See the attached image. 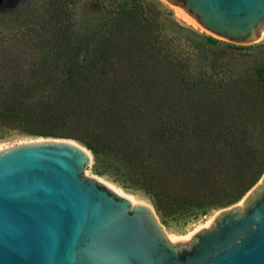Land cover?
Returning <instances> with one entry per match:
<instances>
[{"label": "trees", "instance_id": "16d2710c", "mask_svg": "<svg viewBox=\"0 0 264 264\" xmlns=\"http://www.w3.org/2000/svg\"><path fill=\"white\" fill-rule=\"evenodd\" d=\"M17 1L0 0V25ZM39 20L3 39L25 47L1 52L0 117L77 140L97 173L183 224L261 179L264 42L202 34L161 0H51Z\"/></svg>", "mask_w": 264, "mask_h": 264}, {"label": "water", "instance_id": "95a60500", "mask_svg": "<svg viewBox=\"0 0 264 264\" xmlns=\"http://www.w3.org/2000/svg\"><path fill=\"white\" fill-rule=\"evenodd\" d=\"M166 1L239 45L264 26V0ZM92 160L58 137L0 149V264H264V174L243 204L175 242L150 203L88 175Z\"/></svg>", "mask_w": 264, "mask_h": 264}, {"label": "rangeland", "instance_id": "374dc122", "mask_svg": "<svg viewBox=\"0 0 264 264\" xmlns=\"http://www.w3.org/2000/svg\"><path fill=\"white\" fill-rule=\"evenodd\" d=\"M50 1L51 0H21L20 3L16 2L17 4L16 3L12 4L14 8L17 7V11H15L16 12L15 15H13L11 18L9 17L8 19H6V21L3 24L0 25V42L3 41L5 43L6 41H8L7 39L5 41L3 39L5 37H9L10 35H13L14 32H16L17 34L19 33V31H24V32L28 33L30 31V29H29L30 26H32V25H37V27L40 26L41 25L40 23L42 22V20H39V19L41 17V14L43 16L48 15V9L50 7ZM161 1L164 4H166L173 11L175 18L181 24H183L185 26H189V27L195 29L196 31H198L202 34L212 35L219 40L232 43L226 39H223L221 37H218V36L212 34L208 30L203 28L190 14H188L184 10V8L176 6L175 4H170L166 0H161ZM32 5L35 6V10H37V14H39V15H37L36 21H34V19H33V22H30L31 17L29 15V12L32 9ZM64 11H65V8L63 9V12ZM18 13H21L24 17L20 18ZM83 13H84V5H83V2H81L77 6V13L75 14V17L77 18L78 21H81L83 19ZM19 25H22L23 28L19 27ZM17 41L22 42V39H18ZM29 42H33V40L31 39V41L29 40ZM262 42H264V26L261 30L260 38L254 44L262 43ZM23 44H24V42H22V44H20V45H17L16 40L13 41L12 43L6 42L3 47L0 46V56L2 54L1 52L7 51L9 48L12 49L14 52H17V50H19V49H23L25 47V46H22ZM234 44H236V43H234ZM30 52H31V49H30ZM47 132H49V130L46 129L45 126H42L41 124L26 123L23 121H8L5 118L0 117V149L2 147L6 148L9 146L18 144V143L33 141V139L38 140V139H42V138H53V137H55V136L45 135V133H47ZM58 138H61V137H58ZM64 139H72V138H64ZM72 140L77 141L75 139H72ZM92 164H93V160H92V163L90 164L89 168L86 170V173L88 175H97V176L103 178L104 181L105 180H106V182L108 181L109 183H111L112 185H115L116 187H118L119 189L124 191L125 193H129L131 196L137 198V201H145V202L150 203L153 206V208H154L158 218L160 219L161 223L164 225L165 230L168 234V237L170 238L171 241L181 242V241L186 240L187 238L190 237V235L192 233H195V232L203 229L204 227L208 226L207 222L211 218L214 217V215L216 214V212L218 210L222 209V208H220V209H216L214 211H211L210 213L198 218L197 220H191L186 224L176 222L175 220H172L170 218H164L157 211L152 200L148 196H146L145 194H143L139 191H134V190H130V189L123 187L120 183L114 181L111 177H109L106 174L97 173L94 170V168L92 167ZM260 182H262V177L257 183H260ZM243 197L237 203L242 204Z\"/></svg>", "mask_w": 264, "mask_h": 264}, {"label": "bare ground", "instance_id": "6f19581e", "mask_svg": "<svg viewBox=\"0 0 264 264\" xmlns=\"http://www.w3.org/2000/svg\"><path fill=\"white\" fill-rule=\"evenodd\" d=\"M38 140H40V139H38ZM33 141H35L34 139H33ZM4 147H2L1 149H3ZM100 179L102 180V181H104V179L103 178H101L100 177ZM104 182H106V180L104 181ZM108 182V181H107ZM106 182V183H107ZM109 186H111V188H113L115 191H117L118 193H120V194H126L124 191H122L121 189H119L118 187H116L115 185H112L111 183H107ZM134 201H136L137 202V198H135V197H133V196H131L130 194H128ZM243 204V203H242ZM214 218V217H213ZM213 218H211L208 222H207V225H209V224H211V222L213 221ZM194 233H192L191 235H190V237L193 235Z\"/></svg>", "mask_w": 264, "mask_h": 264}]
</instances>
